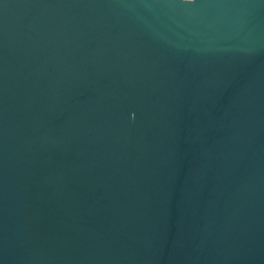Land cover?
<instances>
[{
  "label": "water",
  "instance_id": "water-1",
  "mask_svg": "<svg viewBox=\"0 0 264 264\" xmlns=\"http://www.w3.org/2000/svg\"><path fill=\"white\" fill-rule=\"evenodd\" d=\"M0 264H264V0H0Z\"/></svg>",
  "mask_w": 264,
  "mask_h": 264
}]
</instances>
